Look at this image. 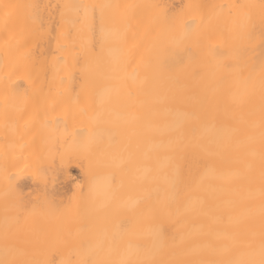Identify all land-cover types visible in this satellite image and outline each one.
<instances>
[{"label":"bare ground","instance_id":"6f19581e","mask_svg":"<svg viewBox=\"0 0 264 264\" xmlns=\"http://www.w3.org/2000/svg\"><path fill=\"white\" fill-rule=\"evenodd\" d=\"M264 264V0H0V257Z\"/></svg>","mask_w":264,"mask_h":264},{"label":"clouds","instance_id":"9594fccd","mask_svg":"<svg viewBox=\"0 0 264 264\" xmlns=\"http://www.w3.org/2000/svg\"><path fill=\"white\" fill-rule=\"evenodd\" d=\"M12 249L5 247L3 249V256L0 257V264H10V261L8 259L9 254L11 253Z\"/></svg>","mask_w":264,"mask_h":264}]
</instances>
